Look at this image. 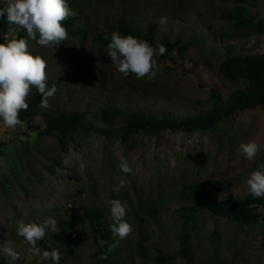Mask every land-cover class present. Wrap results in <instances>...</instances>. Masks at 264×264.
<instances>
[{"label":"rangeland","instance_id":"rangeland-1","mask_svg":"<svg viewBox=\"0 0 264 264\" xmlns=\"http://www.w3.org/2000/svg\"><path fill=\"white\" fill-rule=\"evenodd\" d=\"M78 1L82 4V16L98 30L114 26L121 15L143 28L149 20L157 23L155 44H160L164 38L170 41L180 38L185 42L192 34L206 30L208 24H214L215 28L211 29L215 31L226 27L230 23L222 18V14L236 5L227 0ZM244 6L264 19V0H254ZM162 17L167 18L166 24L161 23ZM6 22L5 14L0 19V43L16 37V26L4 30ZM227 43L209 35L201 49L188 48L184 56L177 49L170 52V56H156L162 71L157 73L154 81L137 79L132 74L123 76L111 57L107 53H97L90 41L82 45L79 41L69 40L55 48L43 47L31 39L28 45L33 55L47 61L48 78L59 82L55 97L61 98L54 97L53 103L68 111L86 110L89 119L100 124L94 112L111 101L128 110L184 115L208 109L212 89L227 97L233 84L222 79L214 68L216 55L222 54ZM231 43H239L248 53L264 52V33L236 38ZM205 47L215 49L212 62H203L200 57L208 52L202 50ZM131 85L139 88L133 89ZM149 87L150 94L145 96L143 90ZM44 110L41 107L32 119L35 125L44 126ZM226 122L229 123L214 133L167 130L160 136L139 134L135 137L134 147L119 138L108 140L91 132L79 136L68 152L62 154L63 167L55 166L54 171L38 167L33 171L23 168L16 144L33 140L35 131L26 122L22 127L8 129L0 121V245H8L10 241V246L20 253V259L16 261L0 253V264H50L31 255L28 243L17 235L20 221L42 223L49 216H54L57 221L69 217L78 229L79 255L72 258L62 246L55 245L63 253V261L59 264H95L91 258L95 245L88 224L81 216V207L94 203L104 210L111 222L108 202L112 199L125 204V219L133 227V232L119 242V260L126 264H155L158 250L163 249L174 254L173 264H188L178 253L177 239L176 210L183 205L179 197L183 182L232 180L218 189L211 188L209 199L244 196L249 193L247 179L250 174L264 165V107L239 112L232 121ZM250 140L261 146L252 161L237 152L240 144ZM48 142L52 140L43 141L44 144ZM121 158L129 162L135 175H124L119 171ZM121 178L126 180L127 187L113 191ZM151 201L158 203L157 219L153 218L149 207ZM230 240L239 249L235 258L228 249ZM262 241L258 227L214 218L206 212L200 228L193 235L191 264L222 261L261 264L264 263ZM140 245L145 246L146 255L139 252Z\"/></svg>","mask_w":264,"mask_h":264},{"label":"trees","instance_id":"trees-1","mask_svg":"<svg viewBox=\"0 0 264 264\" xmlns=\"http://www.w3.org/2000/svg\"><path fill=\"white\" fill-rule=\"evenodd\" d=\"M227 1L236 3L233 8L222 14V18L230 25L215 31V29H211V27L215 28L214 24H208L209 27L206 30L192 34L190 39L188 38L185 42L180 38L175 41L164 38L160 43L167 49L162 57H167L175 49L181 56H184L183 53L188 48L201 49L209 35H214V38L228 42L223 46L222 54L216 55L217 60L214 64L217 74L233 84V88L227 97L222 92L212 89L210 91L211 104L208 109L195 114L184 115H170L143 109L128 110L115 106L111 101L107 102V105L103 106L100 111L94 112L96 118L101 122L96 124L95 121L89 119V112L86 110L68 111L59 104H54V96L49 98V108L42 112L44 120L42 127L35 125L32 121L41 108L42 100L41 94L34 88L26 101L29 108L26 111L21 110L19 114V118L36 133L33 140L18 141L16 144V150L23 168L35 171L38 167H45L54 171L55 166L63 167L62 154L68 152L70 145L76 142L79 136L88 135L91 132L103 135L108 140L119 138L123 143H129L130 147H134L137 143L135 137L139 134L148 133L160 136L167 130L214 133L229 123L226 121H232L233 116L237 113L257 106L264 107V52L248 53L245 52L246 48L239 43H231L236 38H248L263 34L264 19L258 18L255 13L244 6L249 2H254V0ZM67 3L76 14L62 22L69 33V38L56 48L63 46L69 40L79 41L82 45L90 41L97 53L106 54L107 45L110 43V34L113 31H119L124 36L132 35L147 40L154 47L157 45L154 40L158 24L151 20L143 28L138 22L121 15L114 26L107 27L105 30H98L97 26L94 27L82 16V4L78 0H67ZM2 6L0 5V7ZM9 26L6 22L4 30H8ZM93 28L95 30H92ZM16 29V39L24 38L28 43L31 41L25 30L17 27ZM106 35L109 36L108 40L105 39ZM37 39H39V34H37ZM202 50H208L206 55L202 56L201 54L202 61L212 62L211 56L215 49L205 47ZM134 78L132 77V79ZM46 83L49 88L55 84L59 90L57 79L50 77ZM131 86L133 89L139 88L138 86ZM143 92L145 96L146 94L149 95L150 87L144 89ZM57 98H61V96L55 97V99ZM232 136L234 137V134ZM45 139H51L52 142L44 144ZM229 183H232V180L204 181L195 179L190 182H183L181 185L179 197L183 205L176 210L179 228L177 239L180 247L178 253L188 264H191L192 261L191 248L194 232L200 228L201 218L206 212H209L214 218H224L239 225L258 227L262 233V245L264 246V197L254 198L249 192L244 196L226 197L219 200L209 199L211 188L218 189ZM157 206L158 203H153V201L149 206L153 212V218L156 219L159 214ZM81 216L88 224L95 245V251L91 253L94 263L126 264L123 260L118 259V247L111 252L108 251V246L114 243L118 237H114L111 233L109 225L112 221L108 220L104 210L94 203L83 205ZM57 222L59 231L55 234L49 233L44 240L38 242V246L42 250L51 251L47 247L50 240L54 248H56L55 245L62 246L72 258H76L80 252V242L75 221L69 217H63ZM101 239L108 241V244L101 247L99 243ZM139 247L141 248L139 252L146 255L145 246L140 245ZM228 247L234 258L237 257L239 249L234 242L230 240ZM102 256L107 258L103 259ZM62 261L63 258L60 262ZM154 261L155 264H173L174 254L159 249ZM23 264L31 263L25 262ZM215 264L227 263L222 261Z\"/></svg>","mask_w":264,"mask_h":264},{"label":"clouds","instance_id":"clouds-1","mask_svg":"<svg viewBox=\"0 0 264 264\" xmlns=\"http://www.w3.org/2000/svg\"><path fill=\"white\" fill-rule=\"evenodd\" d=\"M0 7V19L7 18L8 24L26 31L27 36L35 40L43 47H57L69 38V33L63 25V21L76 13L69 7L67 0H2ZM161 23L166 24L167 18L162 17ZM39 34V39H37ZM6 39V38H5ZM108 40L109 36L106 35ZM107 55L116 65L117 71L127 77L130 74L137 79L154 81L157 73L162 71L155 59L158 55H164L167 51L163 44L152 46L147 40H142L132 35H121L119 31L110 34V43L107 45ZM47 61L29 51L28 41L24 38H13L6 43H0V121L8 129H16L23 126L19 118L21 110L26 111L29 104L26 102L33 88L42 96L40 106L49 108V98L55 96L58 88L53 84L47 85ZM261 151V146L255 141L240 144L237 149L245 158L252 161ZM119 171L124 175H135L129 162L121 158L118 165ZM248 191L254 198L264 197V165L253 171L247 179ZM127 187L125 179L121 178L113 191L119 192ZM110 205V219L112 223L109 229L118 239L108 246L111 252L118 247L120 240L127 238L133 227L125 219L126 206L119 199H112ZM59 231L57 219L54 216L47 217L42 223H25L20 221L17 235L22 237L30 246L29 252L41 260L50 261V264H59L63 253L59 248H54L49 240L47 247L42 250L38 242L44 240L49 233ZM8 245H0V253L16 261L20 259V253ZM101 247L108 241L101 239ZM106 259V256H102Z\"/></svg>","mask_w":264,"mask_h":264}]
</instances>
